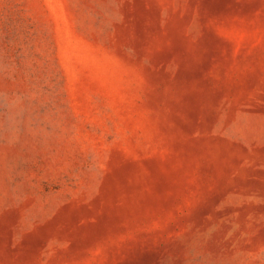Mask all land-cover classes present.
Instances as JSON below:
<instances>
[{"label": "rangeland", "instance_id": "rangeland-1", "mask_svg": "<svg viewBox=\"0 0 264 264\" xmlns=\"http://www.w3.org/2000/svg\"><path fill=\"white\" fill-rule=\"evenodd\" d=\"M0 264H264V0H0Z\"/></svg>", "mask_w": 264, "mask_h": 264}]
</instances>
